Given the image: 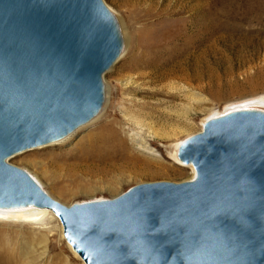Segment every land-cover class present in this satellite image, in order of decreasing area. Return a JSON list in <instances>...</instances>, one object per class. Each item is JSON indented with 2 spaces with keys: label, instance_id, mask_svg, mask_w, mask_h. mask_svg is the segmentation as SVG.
Here are the masks:
<instances>
[{
  "label": "water",
  "instance_id": "95a60500",
  "mask_svg": "<svg viewBox=\"0 0 264 264\" xmlns=\"http://www.w3.org/2000/svg\"><path fill=\"white\" fill-rule=\"evenodd\" d=\"M124 38L104 0H0V209L48 210L85 264H264V111L206 120L178 158L186 182L66 206L7 159L102 112Z\"/></svg>",
  "mask_w": 264,
  "mask_h": 264
},
{
  "label": "rangeland",
  "instance_id": "374dc122",
  "mask_svg": "<svg viewBox=\"0 0 264 264\" xmlns=\"http://www.w3.org/2000/svg\"><path fill=\"white\" fill-rule=\"evenodd\" d=\"M104 2L118 19L124 50L104 75L101 114L62 143L7 159L66 206L110 200L140 184L190 181L195 177L193 167L177 156L184 140L201 132L207 119L231 110L264 111V0ZM148 9L153 12L146 14ZM161 46L164 52H159ZM178 63L184 65L186 76ZM169 68L177 71V77L166 75ZM137 110L148 113L144 130L164 136L155 144L163 156L162 170L124 176L111 168L122 163V155L108 152L106 143H112L114 131L125 138L124 123H132L123 113ZM105 168L111 170L104 172ZM45 212L28 211L29 217L24 212L0 213V239L24 264H85L65 240L60 221ZM31 236L41 238L33 241ZM45 241L46 254L41 258Z\"/></svg>",
  "mask_w": 264,
  "mask_h": 264
},
{
  "label": "bare ground",
  "instance_id": "6f19581e",
  "mask_svg": "<svg viewBox=\"0 0 264 264\" xmlns=\"http://www.w3.org/2000/svg\"><path fill=\"white\" fill-rule=\"evenodd\" d=\"M152 6L154 7L156 5H152ZM165 7H166V5H165ZM196 8H197V5H194L193 9L195 10ZM151 12H153V11L151 9L150 10L148 9V12H146V14H151ZM167 16L170 17L171 15H167ZM164 23H166V22L165 21L161 22V25L164 24ZM157 25H160V24H157ZM176 36L181 37L182 35L177 34ZM158 50H159V52H164L166 50V48L164 46H161L160 48H158ZM159 52H153V53L157 55V54H159ZM188 58H190V57H188ZM184 62L186 63V61H184ZM181 65H179V63H178V68L180 66V68H179L180 72L183 75L186 76L187 73L185 71V68H183L184 65L183 66H181ZM194 65H197V64H194ZM169 70L170 71H168V73H166L167 76L168 75L169 76H173L174 73L177 72V71H175V72L172 71L170 68H169ZM163 73H164V71H163ZM177 75H174V77H177ZM190 76H192V75H190ZM159 77H161V79H162L163 74L161 73L159 75ZM178 77H180V74H179ZM181 77L184 78L183 76H181ZM163 79H164V77H163ZM192 79L193 78H190V80H192ZM199 79H200V77H199ZM177 80H178V78H177ZM240 109H258V108L244 107V108H238V109H235V110H240ZM137 111H135V112L134 111L133 112L125 111V113H123L125 115V117H129V121L132 123V124L124 123L125 127L123 128V130H121V133L125 134V138H123L116 131H114V140H112L111 144L110 143L109 144L106 143L108 152H109V150H112V153L116 154V156L117 155H122V158H123L122 163L118 164V165H114L111 168L114 169V171H117V172L119 171L120 174L124 175V176L126 175V172L127 173L128 172L132 173V176H133V174L136 175V176L137 175L139 176V175H143V174H146V173L158 172V171L162 170V168L159 166V161L163 158V156L160 155V153L156 150L155 144H156L157 140L162 139L164 136H162V135H160L158 133H154V132L148 133L146 130H144V127H142V124L144 125V122H146L148 120V118H149L148 113L147 114L144 113L145 112L144 110H139L138 112ZM231 111H234V110H231ZM231 111H229V112H231ZM215 117H218V116H215ZM97 118L94 119L92 122L96 121ZM92 122H90V123H92ZM152 123L153 122H151V124H148V125H152ZM89 124H87V125H89ZM139 124H141V125H139ZM87 125H85V126H87ZM83 127H81V128H83ZM78 131H76V133ZM76 133H74V134L70 135L69 137H67L65 139H62V140H60L58 142L52 143L50 145L52 146V145H56V144L62 143L64 141H66L67 139L71 138L72 136H74ZM50 145H46V146H50ZM129 146H131V149H133V150L137 151L138 153H140L142 155H145V156L141 157V156L133 154L130 151ZM146 156H148L150 158H145ZM177 156H178V154H177ZM157 166H159V167H157ZM111 168H108V169L105 168L103 171L104 172H108V171L111 170ZM28 211L32 212L33 213L32 215L41 214V213H38V212H42V213L46 214V212H45L46 210L37 209V208L3 209V210L0 209V213H4V214L5 213H19V214H21L22 212H24L25 217H29L28 213H27ZM8 235L9 234L5 233L3 237L6 238ZM31 237H32L33 241H38V240H40L39 238H41V237H37V236H35V237L31 236ZM43 238H44V236H43ZM46 248H47V243L45 241V242H43V252H41L42 253L41 258H44L43 255L46 254ZM23 260L16 253H14V251L10 247L6 246V244L4 243V241L2 239H0V264H24ZM65 264H67V263L65 262Z\"/></svg>",
  "mask_w": 264,
  "mask_h": 264
}]
</instances>
